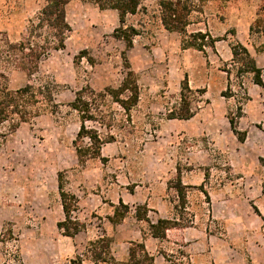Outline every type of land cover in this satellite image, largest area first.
Wrapping results in <instances>:
<instances>
[{
	"label": "rangeland",
	"instance_id": "rangeland-1",
	"mask_svg": "<svg viewBox=\"0 0 264 264\" xmlns=\"http://www.w3.org/2000/svg\"><path fill=\"white\" fill-rule=\"evenodd\" d=\"M190 1L195 10L188 33L226 36L214 48L207 46L206 53L184 48L182 35L164 28L157 0H147L146 10L128 16L127 23L141 30L130 48L113 35L119 25L116 10L72 0L66 47L45 56L37 74L30 78L0 60L10 89L28 83L57 88V107L14 132L8 123L2 130L0 264H71L89 240L100 236L112 240L116 258L100 264H129L130 242L143 237L145 243L151 235L138 214L172 225L170 237L147 242L151 249L157 246L156 264H264V87L251 74L238 78L224 70L231 67L229 44L237 38L264 74V51L258 50L263 36L250 34L261 0ZM45 2L0 0V53L5 38L18 41ZM129 70L140 85L138 104L128 115L117 102L98 100L106 114L114 110L115 119L110 126L93 120L86 126L111 141L103 145L101 157L80 161L75 139L81 118L69 105L75 91L118 88ZM185 79L192 89L185 95L193 115L171 118L181 112ZM240 107L245 141L229 121ZM59 172L65 190L79 201L73 216L86 224L74 237L58 227L65 219ZM121 200L130 212L115 223L111 218ZM84 264L95 263L86 259Z\"/></svg>",
	"mask_w": 264,
	"mask_h": 264
},
{
	"label": "trees",
	"instance_id": "trees-1",
	"mask_svg": "<svg viewBox=\"0 0 264 264\" xmlns=\"http://www.w3.org/2000/svg\"><path fill=\"white\" fill-rule=\"evenodd\" d=\"M72 0H46L39 12L29 19L28 27L21 33L18 41H11L9 37L4 40L5 50L0 53V60L23 70L28 77L32 78L38 73L42 59L52 50H61L66 47L72 26L67 20V5ZM98 5L100 9H112L118 12L119 25L114 29L113 35L117 39L123 40L127 47L134 45L136 36L141 34L140 28L134 24H128L129 15L137 14L146 10L147 0H86ZM160 10V20L165 29L178 32L182 35L184 48H196L206 53V47H215L217 41L226 39L225 37H213L210 33L196 31L188 33L187 27L190 24V17L195 10L194 3L190 0H157ZM203 2L205 0H198ZM258 17L250 25V34L263 36L259 51H264V0L260 1L257 9ZM230 33L235 36L236 29ZM209 37V40L207 39ZM232 52L231 67L224 70L229 76L236 72L237 77L251 74L253 81L264 87V74L249 48L237 38L230 41ZM0 80V138L5 137L3 132L5 123L9 124L11 132L16 131L23 122H30L35 117L41 115L52 106H56L55 93L57 88L51 84L28 83L18 89H10L7 83V76ZM185 91H192L188 80L183 81L181 112L172 114L171 118H190L193 114L190 110L189 100ZM97 98V100H96ZM140 98V85L133 70H129L121 85L118 88L107 87L103 91H96L90 86L82 87L75 91V98L69 103L70 107L80 115V129L75 139L77 156L80 161H85L89 157H101L102 147L110 142L103 138L97 130L89 129L86 121L93 120L102 125L110 126L114 120V110L101 109L98 100L104 104L107 100L117 102L129 115L131 110L138 104ZM246 98H248L246 94ZM95 102L97 104H95ZM53 112L56 110L52 109ZM242 107L237 114L229 116V121L233 132L241 141H245L247 132L240 130L239 119L242 117ZM109 114V115H108ZM106 117L110 120L106 121ZM85 138L90 140V145H83ZM58 187L61 196L62 208L65 219L58 222V227L67 236L74 237L84 231L86 224L73 216L79 209V201L75 194L68 192L64 188L63 173H58ZM183 201L185 195L181 190ZM121 206L115 208V223L121 222L130 212V207L121 200ZM120 207L124 209L121 210ZM141 206L139 207V209ZM140 219H145L151 229V235L157 238L166 237V231L172 228L168 219L159 218L156 223L151 222L146 214ZM86 259H90L95 264L101 262H116L112 251V240L107 236H100L89 240L87 250L83 255H78L71 259V264H84ZM129 264H153L154 256L147 250L144 242L131 241L129 247Z\"/></svg>",
	"mask_w": 264,
	"mask_h": 264
},
{
	"label": "crops",
	"instance_id": "crops-1",
	"mask_svg": "<svg viewBox=\"0 0 264 264\" xmlns=\"http://www.w3.org/2000/svg\"><path fill=\"white\" fill-rule=\"evenodd\" d=\"M171 230H173V229L170 228V229L167 230V234H166L167 237H170V234H169V233H170ZM150 238H152V239H156V240H158L159 238L154 237V236H152V235H150V237L145 238V244H146V248H147V250L150 252L151 255H154V257H155L154 252L157 251V246H156V247H153L152 249L148 246V243H147V242H148V240H149ZM142 239H143V237H142ZM142 239L139 240V241L142 242V241H143ZM152 250H153V252H152ZM156 262H157V257H155V260H154V263H155V264H156ZM154 263H153V264H154Z\"/></svg>",
	"mask_w": 264,
	"mask_h": 264
}]
</instances>
